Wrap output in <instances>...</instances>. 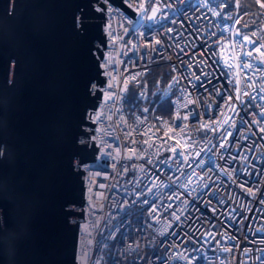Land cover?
Instances as JSON below:
<instances>
[{
    "label": "built area",
    "instance_id": "1",
    "mask_svg": "<svg viewBox=\"0 0 264 264\" xmlns=\"http://www.w3.org/2000/svg\"><path fill=\"white\" fill-rule=\"evenodd\" d=\"M218 2L105 1L78 264H98L106 241V264H264V13L241 30Z\"/></svg>",
    "mask_w": 264,
    "mask_h": 264
},
{
    "label": "water",
    "instance_id": "2",
    "mask_svg": "<svg viewBox=\"0 0 264 264\" xmlns=\"http://www.w3.org/2000/svg\"><path fill=\"white\" fill-rule=\"evenodd\" d=\"M105 1L0 0V264H78Z\"/></svg>",
    "mask_w": 264,
    "mask_h": 264
},
{
    "label": "trees",
    "instance_id": "3",
    "mask_svg": "<svg viewBox=\"0 0 264 264\" xmlns=\"http://www.w3.org/2000/svg\"><path fill=\"white\" fill-rule=\"evenodd\" d=\"M264 2V0H262ZM219 8L222 13L225 12L235 22V25L241 30L251 31L252 27L256 24V21L260 18L261 14L264 13V9H261L256 3V0H219ZM240 23L237 24L236 21ZM248 25L244 27V25ZM166 64H155L150 70V77L155 76L158 73L163 72V76L166 77ZM136 87L130 85L127 97V106L131 104H137ZM171 99L170 97L164 98L156 105V111L162 112L167 115L170 111ZM113 242L106 241L98 252V264H106L108 261L113 247Z\"/></svg>",
    "mask_w": 264,
    "mask_h": 264
},
{
    "label": "snow or ice",
    "instance_id": "4",
    "mask_svg": "<svg viewBox=\"0 0 264 264\" xmlns=\"http://www.w3.org/2000/svg\"><path fill=\"white\" fill-rule=\"evenodd\" d=\"M256 3L259 5V7H260L261 9H264V2H262V0H256ZM141 8H142L145 12L147 11V9H145V8L143 7V5H141ZM157 11H158L157 8H153V9H152L153 16H152V17H149V19L154 18L155 13H156ZM236 23L239 24L240 21L237 20ZM247 26H248V25H246V24L244 25V27H247ZM236 34H237V35H240L239 30H237V33H236ZM253 35H255V33H253ZM243 39H244V41L247 42V43H252V44H255V43H256V41L251 40L250 37H248L247 35H245V36L243 37ZM157 43H159V41H157ZM262 49H264V44H260L258 47L254 48L253 51L256 52V53H258L259 56L262 57V59H261V63H264V51H262ZM247 55L252 56V55H253V52L250 51V52L247 53ZM243 67H245V68H251L252 65H251V64H248V63H245V64L243 65ZM133 79H135V77H133ZM197 79H198V77H197ZM262 91H264V89H262ZM238 98H239V97L237 96V99H238ZM230 99H231V98H230ZM185 119H187V117H185ZM225 123H227V121H225ZM261 131H264V129H261ZM145 143H147V141H145ZM179 143H180V141H177V144H179ZM150 146H151V145H150ZM183 147L186 148V147H188V145H183ZM169 151H171V152L173 153V155H176V151H177V150H176L175 147L170 148ZM133 154H134V153H133ZM180 155L183 156L184 153L181 152ZM197 155H199V153H197ZM184 159H185V161H187V157H186V156L184 157ZM249 191L251 192V189H249ZM153 211H155V209H153ZM173 215L175 216V213H173ZM176 219H179V217L177 216ZM225 251H228V249H225Z\"/></svg>",
    "mask_w": 264,
    "mask_h": 264
}]
</instances>
